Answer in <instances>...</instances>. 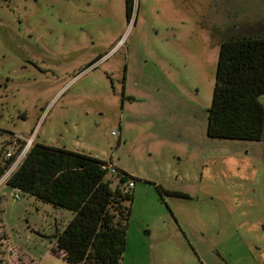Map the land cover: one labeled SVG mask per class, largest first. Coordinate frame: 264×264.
I'll return each mask as SVG.
<instances>
[{"label":"rangeland","instance_id":"374dc122","mask_svg":"<svg viewBox=\"0 0 264 264\" xmlns=\"http://www.w3.org/2000/svg\"><path fill=\"white\" fill-rule=\"evenodd\" d=\"M233 32L264 35V0H0V150L34 131L131 174L121 264H264V138L207 134ZM17 192L0 264H78L51 250L73 213Z\"/></svg>","mask_w":264,"mask_h":264},{"label":"trees","instance_id":"16d2710c","mask_svg":"<svg viewBox=\"0 0 264 264\" xmlns=\"http://www.w3.org/2000/svg\"><path fill=\"white\" fill-rule=\"evenodd\" d=\"M133 0H126L130 20ZM264 35L233 32L220 42L207 134L213 138L263 140ZM2 131V130H1ZM4 132V131H3ZM13 133H11L12 135ZM109 165L90 153L34 143L8 179V186L70 210L57 228L52 253L70 263L121 264L127 244L133 176L117 169L118 183L108 178ZM8 164L0 161V177ZM133 181V180H132ZM170 195L187 196L166 190Z\"/></svg>","mask_w":264,"mask_h":264},{"label":"built area","instance_id":"2783aa9c","mask_svg":"<svg viewBox=\"0 0 264 264\" xmlns=\"http://www.w3.org/2000/svg\"><path fill=\"white\" fill-rule=\"evenodd\" d=\"M0 137V145H2V139ZM9 145L10 149H4L3 151L0 150V161L3 163H7V169L5 170L4 174L0 177V187L4 185H8V179L11 175L16 171L19 167L23 159L25 158L26 154L30 150V148L35 143L34 140V131L31 132L30 135L24 134H12L9 138ZM117 172L116 166L111 164L109 165V173L113 176L114 173ZM134 186V181L130 180L125 183L126 189H130ZM18 192L15 194V198L19 199V192L21 190L19 188H14Z\"/></svg>","mask_w":264,"mask_h":264},{"label":"crops","instance_id":"0c3cea01","mask_svg":"<svg viewBox=\"0 0 264 264\" xmlns=\"http://www.w3.org/2000/svg\"><path fill=\"white\" fill-rule=\"evenodd\" d=\"M5 186H7V187H9L8 185H5ZM2 187V186H1ZM57 210V209H56ZM1 223V222H0Z\"/></svg>","mask_w":264,"mask_h":264}]
</instances>
